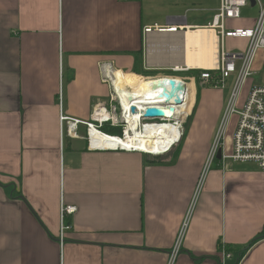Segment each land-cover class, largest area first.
Returning a JSON list of instances; mask_svg holds the SVG:
<instances>
[{"label": "crops", "instance_id": "1", "mask_svg": "<svg viewBox=\"0 0 264 264\" xmlns=\"http://www.w3.org/2000/svg\"><path fill=\"white\" fill-rule=\"evenodd\" d=\"M220 7L221 0H0V264H167L188 215L176 264H264V238L241 257L264 235L257 165L217 155L193 204L239 76L226 84L233 90L199 79L220 64L218 35L207 28ZM258 17L227 26L253 28ZM227 43L229 53L249 45ZM108 71L121 86L137 87L144 73L190 81L188 127L171 153L92 150L84 125L69 134L61 116L89 122L110 100ZM230 123L227 154L238 118ZM62 205L77 207L65 218L72 229L63 243Z\"/></svg>", "mask_w": 264, "mask_h": 264}, {"label": "built area", "instance_id": "2", "mask_svg": "<svg viewBox=\"0 0 264 264\" xmlns=\"http://www.w3.org/2000/svg\"><path fill=\"white\" fill-rule=\"evenodd\" d=\"M254 1L255 6H252L251 0H221L220 10L214 16L212 23H210L207 27L211 30H214L218 35L221 49L220 64L215 70H204L200 73L199 79L201 82V86L210 87L213 89L225 88L228 80L234 74H236L238 70L239 76L235 86V91L233 92L229 101V105L227 107L226 115L223 121L224 127L222 130L220 129L218 136L215 139L205 171L201 176L197 189L198 191L196 192V195L194 197L193 204L197 200V196L204 182L205 175L216 160L219 152H222L223 162H225L226 160H232L236 163H251L257 165L262 171H264V86H252L243 101L240 97L242 88L247 84L250 78H252L253 76H259V72H255L254 67L258 59L260 58V54L264 53V0ZM252 7H257L259 9V17L256 20L255 26L253 28H228L227 22L242 19V13L244 12V10ZM150 31L151 29H146V32ZM228 39L247 40L249 45L243 52L229 53L226 48ZM238 63H240L239 69H237ZM107 77L108 79H106L105 82L108 83L111 88L110 100L107 104L100 103L94 107L91 115V120L89 122L76 121L61 116L62 124L66 122L68 125L69 134L77 135L76 132L79 125H84L87 128L89 148H91L92 150L141 153L155 158H160L168 155L173 150V148L180 144L183 138L182 129L186 125L190 117V113L189 115L187 114L185 118L181 119V122H178L179 120H177L176 118H172L171 120L168 117H146V111L148 109H160V106L158 107L156 105H149L143 112L137 130H144L146 124L176 125L177 123H179L180 139L175 143V145L159 154H153L135 148L127 149L121 144L112 149H108L107 147L102 146L101 141L107 142V139L105 140L96 137L94 132L102 134L105 138H109L111 140L121 139L128 141L129 133L133 134L132 123L134 122L135 115L138 112L141 113V111L136 107V100L134 101V103H132L133 99L135 98H131L130 94L134 92V89L129 85H127L124 90L117 89V87L114 86V82L111 80V78L109 76ZM141 78L146 82H150L151 84H155L157 82H160L161 80L176 81L177 79L175 76H170L168 74L147 76ZM181 80L187 87L185 95L188 96L190 81L186 79ZM128 95H130V100L126 99ZM134 107L137 109L135 113L132 112V109ZM238 107L240 109H238ZM232 117H237L238 123L233 135L231 154H227V144L225 137ZM105 125H110L113 128H121L122 136H112L105 133L103 131V127ZM192 209L193 205L191 211ZM76 213L77 207L62 205L60 234V240L62 243L66 238L67 232L72 229L71 226L65 223V218L68 216L73 217ZM188 222L189 215L181 228L180 234L171 253L169 254L167 264H176L178 256L182 251V245L186 234V229L188 227ZM223 253L224 257L226 258L230 256L229 253L225 250L223 251Z\"/></svg>", "mask_w": 264, "mask_h": 264}, {"label": "bare ground", "instance_id": "3", "mask_svg": "<svg viewBox=\"0 0 264 264\" xmlns=\"http://www.w3.org/2000/svg\"><path fill=\"white\" fill-rule=\"evenodd\" d=\"M207 45H209L207 48H209L210 50L214 47L212 42ZM107 75L114 82V86H116L117 89L124 90L125 87L129 85L125 82L122 86L118 85L114 79H118L119 81V75L115 72L108 71ZM169 84L170 80H161L160 82H157L155 84H151L150 82L146 81H141L140 85H138L137 87L131 86L134 89V92L130 95L131 98H135L133 99L132 103H134V101L136 100V107L141 111V113L138 112L135 115L134 122L132 123L133 134L129 133V139L128 141H126L121 139L111 140L109 138H105L102 134L94 132L96 137L105 140L107 139V142L101 141V145L107 147L108 149H112L121 144L127 149L135 148L153 154H159L161 152H164L171 148L173 145H175V143L178 142V140L180 139L179 123H177L176 125L146 124L144 130H137L143 112L149 105H156L158 107L160 106L161 110L166 111V118L168 117L171 120L172 118H176L177 120H179L178 122H181L180 120L185 118L187 114L189 115L193 103V96L191 95L190 91L188 93V96L185 95L186 93H182V90H180V93H177L176 91L177 94H175L171 100H166L165 95L170 96L171 94H173L172 88L170 91L171 86ZM176 84L180 87L184 86L185 88H187L183 84V81L179 78L176 79ZM130 95L126 97L127 100H130ZM178 98H182V104L180 106L176 103V99Z\"/></svg>", "mask_w": 264, "mask_h": 264}, {"label": "rangeland", "instance_id": "4", "mask_svg": "<svg viewBox=\"0 0 264 264\" xmlns=\"http://www.w3.org/2000/svg\"><path fill=\"white\" fill-rule=\"evenodd\" d=\"M251 9V10H250ZM249 10V11H248ZM258 12H259V9L257 8V7H255V8H248V9H246V10H244V12L242 13V18L243 17H249V18H251V17H254V16H256V15H258ZM227 44V46H228V43H226ZM263 54L264 53H261L260 54V58L258 59L259 61H257L258 63H259V66L256 64V66H255V69H257L258 71H259V76H253L252 78H250V80H249V82H248V84H246V86H244L243 88H242V91H241V93H240V97H241V100L245 97V96H247V94H248V92H249V90H250V88L252 87V86H264V60H263ZM260 63H262V64H260ZM239 66H240V63H238V65H237V69H239ZM237 74H234L233 76L235 77ZM170 76H173V75H170ZM229 82V81H228ZM231 82V81H230ZM228 84V83H227ZM250 84H252V86L250 87ZM231 85V86H230ZM230 85H227L226 86V88L225 89H229V90H233V84L231 83ZM230 99V98H229ZM228 105H229V100H228V103H227ZM228 105H227V107H228ZM227 109V108H226ZM238 109H240L239 107H238ZM190 116V115H189ZM232 120V119H231ZM231 124V123H230ZM229 124V125H230ZM187 127H188V125H185L184 126V128L182 129V134H183V136H184V134H185V132H186V130H187ZM223 127H224V123H223V125H222V127H221V130L223 129ZM228 131V130H227ZM226 138V137H225ZM171 153V152H170ZM215 162V161H214ZM214 164V163H213ZM213 164H212V166H213ZM211 166V167H212ZM211 169V168H210ZM224 251V250H223Z\"/></svg>", "mask_w": 264, "mask_h": 264}, {"label": "water", "instance_id": "5", "mask_svg": "<svg viewBox=\"0 0 264 264\" xmlns=\"http://www.w3.org/2000/svg\"><path fill=\"white\" fill-rule=\"evenodd\" d=\"M252 1V6H255V1L254 0H251ZM168 85V84H167ZM172 88V91H173V94H171L170 96L169 95H165L166 97V100H171L175 94L177 93H180L182 90V93H186L187 91V88H185L184 86L180 87L176 84V81L175 80H170V84H169ZM177 91V93H176ZM176 103L178 105L182 104V98H178L176 99ZM136 108L134 107L132 109V112L135 113L136 112ZM146 117H154V118H163V117H166V111H163L161 109H158V108H152V109H148L146 111ZM218 158L221 159L222 158V152H219L218 154Z\"/></svg>", "mask_w": 264, "mask_h": 264}, {"label": "trees", "instance_id": "6", "mask_svg": "<svg viewBox=\"0 0 264 264\" xmlns=\"http://www.w3.org/2000/svg\"><path fill=\"white\" fill-rule=\"evenodd\" d=\"M144 74L147 75V76H155V75H157V74H152V73H144ZM103 131L105 133L109 134V135H112V136H122L121 128H113L110 125H105L103 127ZM263 238H264V235H262V236L258 237L257 239H255L247 248H245L243 250L241 257H243L246 254V252L249 250V248H251L253 245H255L257 242H259ZM219 248L222 251L223 250H225L227 252L229 251L228 247L226 245L221 244V243L219 245Z\"/></svg>", "mask_w": 264, "mask_h": 264}]
</instances>
